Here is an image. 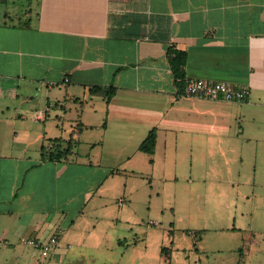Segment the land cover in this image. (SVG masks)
I'll list each match as a JSON object with an SVG mask.
<instances>
[{"label": "crops", "instance_id": "1", "mask_svg": "<svg viewBox=\"0 0 264 264\" xmlns=\"http://www.w3.org/2000/svg\"><path fill=\"white\" fill-rule=\"evenodd\" d=\"M20 2L0 0L4 264H20L19 241L39 237L54 219L109 213L113 200L120 207L111 217L127 219L136 194L130 175L177 182V173L157 169L177 168L183 155L242 153L256 145L260 132L244 124L264 119V0ZM170 47L187 53L185 83L227 81L247 88V97L180 92ZM153 128L156 148L147 153L139 147ZM73 132L72 153L51 159L53 141L61 139L65 149ZM74 168L85 179L77 193L68 176ZM116 243L130 245L126 237ZM160 252L173 264L170 247Z\"/></svg>", "mask_w": 264, "mask_h": 264}, {"label": "rangeland", "instance_id": "2", "mask_svg": "<svg viewBox=\"0 0 264 264\" xmlns=\"http://www.w3.org/2000/svg\"><path fill=\"white\" fill-rule=\"evenodd\" d=\"M27 1L21 0L19 7ZM244 125L260 132L248 150L183 155L177 168L157 169L177 173V182L150 184L147 178L130 175L136 194L133 206L124 210L127 219L111 217L120 207L118 200L109 207L112 211L99 216L86 210L73 222L54 219L42 226L39 237L19 241L14 252L20 254V264H168L162 245L172 249L173 264H264V119ZM70 174L77 193L85 185L82 169ZM53 235L59 240L48 255L27 242L33 238L45 244ZM119 237L130 245L118 246Z\"/></svg>", "mask_w": 264, "mask_h": 264}, {"label": "built area", "instance_id": "3", "mask_svg": "<svg viewBox=\"0 0 264 264\" xmlns=\"http://www.w3.org/2000/svg\"><path fill=\"white\" fill-rule=\"evenodd\" d=\"M185 92L189 95H197L211 99H224L240 101L247 97L248 89L236 86L227 81H211L201 78H189L185 83ZM59 236L53 235L49 242L43 244L38 239L29 238L27 242L42 249L44 255H48L52 247L58 243Z\"/></svg>", "mask_w": 264, "mask_h": 264}, {"label": "trees", "instance_id": "4", "mask_svg": "<svg viewBox=\"0 0 264 264\" xmlns=\"http://www.w3.org/2000/svg\"><path fill=\"white\" fill-rule=\"evenodd\" d=\"M169 60L172 65V69L175 76V82L180 92H183L185 89L184 78H185V65L187 60V53L176 47H170L168 50ZM100 87L96 86L94 89H99ZM93 89V88H92ZM114 94V87H109L108 97L111 98ZM75 132L72 133L71 137L67 140V147L65 149L61 148L60 142L61 139H55L53 141L54 150L51 151V159H61L67 158L72 153V147L76 144V139L73 137ZM157 140V131L155 128L151 129L146 136V138L140 144V150L153 153L156 148ZM166 248H163L165 251Z\"/></svg>", "mask_w": 264, "mask_h": 264}]
</instances>
